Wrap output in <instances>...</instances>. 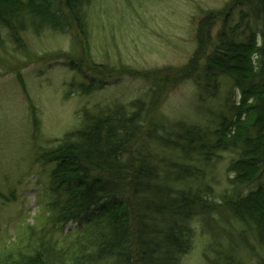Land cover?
Wrapping results in <instances>:
<instances>
[{
	"label": "trees",
	"instance_id": "16d2710c",
	"mask_svg": "<svg viewBox=\"0 0 264 264\" xmlns=\"http://www.w3.org/2000/svg\"><path fill=\"white\" fill-rule=\"evenodd\" d=\"M88 3L0 0V41L2 32L19 44L39 30L86 40ZM195 44L182 68L129 71L146 84L143 95L83 110L79 125L41 154L52 168L46 217L0 250V264H181L198 229L208 240L204 264H264V0L204 12ZM82 68L84 82L72 91L108 85L106 66L95 75ZM224 78L227 114L212 126L158 114L181 83L215 93ZM222 155L230 156L228 187L216 200L207 174Z\"/></svg>",
	"mask_w": 264,
	"mask_h": 264
},
{
	"label": "rangeland",
	"instance_id": "374dc122",
	"mask_svg": "<svg viewBox=\"0 0 264 264\" xmlns=\"http://www.w3.org/2000/svg\"><path fill=\"white\" fill-rule=\"evenodd\" d=\"M232 1L89 0L86 40L75 31L62 34L39 30V34L22 33L21 42L15 44L2 32L0 250L22 236L24 229L38 227L36 221L46 217L45 196L52 168L41 163V154L53 150L57 140L79 125L83 110L127 105L143 95L146 84L130 76L129 71L145 73L185 66L196 49L199 18L206 11L227 9ZM98 66L111 71L102 76L109 79L106 87L88 95L70 89L71 83L84 82L77 68L92 70L95 75L102 71ZM230 87L225 78L215 93L185 81L170 92L158 114L168 121L212 126L227 112L223 104ZM229 101L231 105L232 93ZM229 160V155H222L207 174L216 200L228 187ZM207 241L196 230L192 248L181 264H204Z\"/></svg>",
	"mask_w": 264,
	"mask_h": 264
}]
</instances>
